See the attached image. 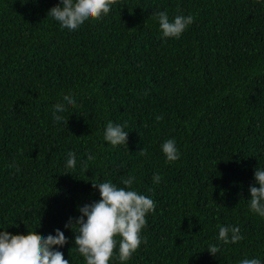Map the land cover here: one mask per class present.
Wrapping results in <instances>:
<instances>
[{"label": "trees", "instance_id": "16d2710c", "mask_svg": "<svg viewBox=\"0 0 264 264\" xmlns=\"http://www.w3.org/2000/svg\"><path fill=\"white\" fill-rule=\"evenodd\" d=\"M57 6L0 0V231L60 230L67 243L53 250L86 264L78 228L65 225L100 200L92 183L124 187L134 176L131 190L155 209L147 242L123 264H264V217L249 206L264 170V0H116L74 31L49 16ZM157 12L194 21L164 38ZM57 103L66 109L59 122ZM109 121L129 133L126 144L104 140ZM170 139L175 162L162 151ZM218 226L238 227L243 239L224 244ZM110 264H121L118 245Z\"/></svg>", "mask_w": 264, "mask_h": 264}, {"label": "clouds", "instance_id": "9594fccd", "mask_svg": "<svg viewBox=\"0 0 264 264\" xmlns=\"http://www.w3.org/2000/svg\"><path fill=\"white\" fill-rule=\"evenodd\" d=\"M62 7L57 6L49 11L62 29L74 31L86 21L99 20L109 14L111 6L116 0H60ZM159 26L164 38H179L186 28L194 21L192 15H177L169 20L167 12H157ZM68 105H74L75 100L70 95L63 97ZM53 112V119L57 122L63 120L61 115L66 109L63 104L57 103ZM163 116H157L160 121ZM128 132L119 124L108 122L104 140L112 146L127 143ZM163 154L168 162L180 159V153L174 139L162 144ZM144 154V149L139 152ZM92 155L87 156L88 161L94 160ZM77 160L75 154L69 153L66 167L73 169ZM82 170H87V161L83 163ZM162 179L159 175L153 176L154 183ZM254 179L259 187H250V210L264 217V170L257 168ZM135 177L129 176L123 180L124 187H117L112 182L92 183L98 189L100 200L91 205L80 208L81 216L73 224L72 220L65 225L66 228H78L75 237V249L84 258L86 264H110L118 245V259L123 262L129 260L133 253L146 243L141 240L142 229L146 226V215L155 209V203L145 195L131 190ZM86 218V219H85ZM219 227V240L224 244H235L243 239L238 227ZM229 234H231L229 236ZM119 238V239H118ZM67 243L64 233L56 230L55 236L43 237L36 231H28L27 235H12L7 231H0V264H69L63 253L54 251V247H62ZM208 252L215 256L220 252L216 245H210ZM240 264H261L257 258H245Z\"/></svg>", "mask_w": 264, "mask_h": 264}]
</instances>
